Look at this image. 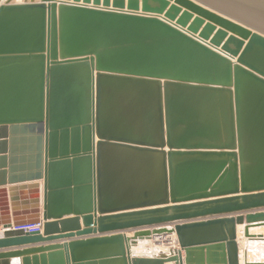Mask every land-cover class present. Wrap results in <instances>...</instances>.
I'll use <instances>...</instances> for the list:
<instances>
[{"label":"water","instance_id":"95a60500","mask_svg":"<svg viewBox=\"0 0 264 264\" xmlns=\"http://www.w3.org/2000/svg\"><path fill=\"white\" fill-rule=\"evenodd\" d=\"M237 225L264 242V0H0V264H264Z\"/></svg>","mask_w":264,"mask_h":264},{"label":"crops","instance_id":"0c3cea01","mask_svg":"<svg viewBox=\"0 0 264 264\" xmlns=\"http://www.w3.org/2000/svg\"><path fill=\"white\" fill-rule=\"evenodd\" d=\"M15 1H17V0H15ZM18 1H22V0H18ZM40 198H41V204H42V199H43L42 190H41ZM244 226L245 225H237V227L240 230L238 236H239V240H242L241 241L242 248L245 247V246L247 247L249 245V243H250L248 259L251 260V261H264V242H258V243L248 242V240L246 238H244V235H243V232H242ZM250 230H251L252 233H257V234L264 233V227L251 228ZM64 242H67V239H61V240L52 241V242H46V243H40V244H36V245H27V246L20 247L18 249L38 247V246H43V245H48V244L64 243ZM152 245H153V243H152V241H150V244L148 245V247L151 248ZM154 247H155V245H154ZM141 248H143V246L142 247H138V248H134L133 250H135V251L140 250L141 251V250H143ZM10 250H13V249H10ZM143 253H146V252H143ZM146 254H151V253H146ZM242 259H243V257H242Z\"/></svg>","mask_w":264,"mask_h":264},{"label":"built area","instance_id":"2783aa9c","mask_svg":"<svg viewBox=\"0 0 264 264\" xmlns=\"http://www.w3.org/2000/svg\"><path fill=\"white\" fill-rule=\"evenodd\" d=\"M13 230H23L25 232L28 233H38V232H42L43 231V222L39 221V222H35V223H24L18 226H13ZM0 232H2V230L0 229ZM174 248H178V242H175V247Z\"/></svg>","mask_w":264,"mask_h":264},{"label":"bare ground","instance_id":"6f19581e","mask_svg":"<svg viewBox=\"0 0 264 264\" xmlns=\"http://www.w3.org/2000/svg\"><path fill=\"white\" fill-rule=\"evenodd\" d=\"M167 238L169 239V240H171L170 242H168V243H166V244H170L171 246H173V247H175V242H176V237H175V234H173V235H169V236H167ZM164 240L162 239V242H160V243H157V242H155L154 240H152V242H154L155 243V247L153 246V249H154V253L156 252V250L158 249V248H161V246L162 245H165L164 244V242H163ZM148 242H150V241H148ZM145 245V243L144 244H141L139 247H142V246H144ZM161 245V246H160ZM145 247V246H144ZM165 247V246H164ZM167 247V246H166ZM165 247V248H166ZM138 248V247H137ZM139 252H143L142 250L140 251V250H138ZM153 253V254H154ZM242 253H243V251H242ZM242 255H244V254H242ZM243 257V256H242ZM242 261H243V259H242ZM251 261V260H250Z\"/></svg>","mask_w":264,"mask_h":264},{"label":"rangeland","instance_id":"374dc122","mask_svg":"<svg viewBox=\"0 0 264 264\" xmlns=\"http://www.w3.org/2000/svg\"><path fill=\"white\" fill-rule=\"evenodd\" d=\"M175 237H176V235H175ZM152 243H153V245L151 246V248H149L148 245L150 244V242H145V247L143 246V248H141V249H143L142 251H143V252H146V253H151V254H153V253H154V252H153V251H154L153 246L155 245V243H154V242H152ZM160 246H161V245H160ZM164 246H165V247L167 246V247L165 248ZM241 246H242V244H241ZM147 247H148V248H147ZM161 248H165V249H168V250H169L170 248H174V247L171 246L170 244H167V245H162Z\"/></svg>","mask_w":264,"mask_h":264}]
</instances>
